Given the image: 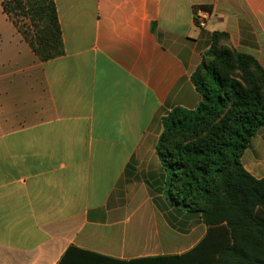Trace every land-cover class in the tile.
Listing matches in <instances>:
<instances>
[{
	"label": "crops",
	"instance_id": "obj_1",
	"mask_svg": "<svg viewBox=\"0 0 264 264\" xmlns=\"http://www.w3.org/2000/svg\"><path fill=\"white\" fill-rule=\"evenodd\" d=\"M54 2L63 53L45 61L0 5V264H57L70 245L99 264L186 253L206 227L167 195L162 117L199 103L214 31L264 68V0ZM241 163L264 176V125Z\"/></svg>",
	"mask_w": 264,
	"mask_h": 264
},
{
	"label": "trees",
	"instance_id": "obj_2",
	"mask_svg": "<svg viewBox=\"0 0 264 264\" xmlns=\"http://www.w3.org/2000/svg\"><path fill=\"white\" fill-rule=\"evenodd\" d=\"M0 5L40 60L63 53L54 0H0ZM227 35L214 31L207 51L224 66L239 68L244 82L206 64L202 55L191 74L199 103L165 114L155 147L167 172V195L199 213L206 233L184 254L113 264H264V176L254 178L241 163L264 125V68L250 54L218 49V37ZM98 258L70 245L57 264H99Z\"/></svg>",
	"mask_w": 264,
	"mask_h": 264
},
{
	"label": "rangeland",
	"instance_id": "obj_3",
	"mask_svg": "<svg viewBox=\"0 0 264 264\" xmlns=\"http://www.w3.org/2000/svg\"><path fill=\"white\" fill-rule=\"evenodd\" d=\"M227 33V32H226ZM228 34V33H227ZM217 47L218 49H226L227 51H237L235 46L233 45L229 34L227 36H219L217 39ZM210 49V47H209ZM211 50V49H210ZM204 60L206 64H213L216 66V68L219 69V71H222L224 74H226L230 78H234L239 80L240 82H244L242 79V72L239 68L231 64V66H224L222 63H220L214 56H212V53L209 51H205L203 53Z\"/></svg>",
	"mask_w": 264,
	"mask_h": 264
},
{
	"label": "built area",
	"instance_id": "obj_4",
	"mask_svg": "<svg viewBox=\"0 0 264 264\" xmlns=\"http://www.w3.org/2000/svg\"><path fill=\"white\" fill-rule=\"evenodd\" d=\"M208 16V10L202 8L201 6H196L193 8V21L197 27H205Z\"/></svg>",
	"mask_w": 264,
	"mask_h": 264
}]
</instances>
